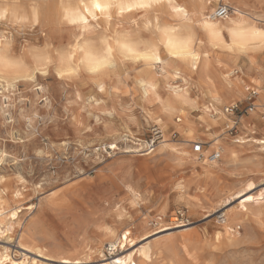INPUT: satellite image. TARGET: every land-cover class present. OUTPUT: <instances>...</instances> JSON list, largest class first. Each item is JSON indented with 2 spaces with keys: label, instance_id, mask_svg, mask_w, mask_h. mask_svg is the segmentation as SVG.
Masks as SVG:
<instances>
[{
  "label": "snow or ice",
  "instance_id": "obj_1",
  "mask_svg": "<svg viewBox=\"0 0 264 264\" xmlns=\"http://www.w3.org/2000/svg\"><path fill=\"white\" fill-rule=\"evenodd\" d=\"M53 12L54 22L46 25ZM66 34L70 37L67 42ZM54 95L60 102L57 112L41 114L40 109L53 107ZM249 97L257 104L247 123H259L257 143L264 149V0L258 5L251 0L0 3V138L8 140L11 128L12 139L33 152L39 158L37 162L54 156L57 147L49 142V147L44 148L33 140L41 122L55 126L53 139L64 141L60 145L62 154L71 143V138L64 136L69 120V132L83 141L106 144L112 153L131 152L132 148L118 141L147 125L145 130L157 126L156 131L163 136L160 151L171 154L177 168L192 161L210 164L201 154L208 147L201 143L204 133L216 146L215 154L227 149L235 161L238 153L231 151L232 146L224 140L227 128L233 127L228 113ZM25 127L28 132L23 133L24 138L17 139L16 130L23 132ZM177 137L182 138L187 150L172 146L171 140ZM150 150L154 151L151 146ZM261 158L264 160V151ZM11 163H17L14 156L0 153V165ZM15 172L9 168L0 171V208L13 203L12 197H21L20 185L27 186V180ZM261 176L264 177V164ZM127 184L124 208L133 211L146 203L148 196L142 186L137 190L134 181ZM175 187L181 206L194 202L185 196L183 184ZM35 189L39 191L40 185ZM226 199L239 205L241 215L258 218L264 225V181L259 185L244 181ZM109 207L115 208L121 220L127 215L120 212V204ZM11 219H17L15 211ZM125 228L132 225L100 230L115 240L124 239L119 246L127 252L115 264H167L166 260L156 259L162 250L154 246L141 247L134 238L131 244L135 247L128 246L133 236L147 242L165 229L153 225L141 230L139 223L132 232ZM90 229L91 223L82 220L81 230L92 234ZM41 235L52 234L41 229ZM8 238L7 231L0 233V241ZM182 252L186 257L182 264H201L192 248L184 247ZM0 264L25 261L5 252ZM61 264L95 262L85 251L83 259H62ZM101 264L113 262L106 259Z\"/></svg>",
  "mask_w": 264,
  "mask_h": 264
},
{
  "label": "rangeland",
  "instance_id": "obj_2",
  "mask_svg": "<svg viewBox=\"0 0 264 264\" xmlns=\"http://www.w3.org/2000/svg\"><path fill=\"white\" fill-rule=\"evenodd\" d=\"M2 2L4 0H0ZM50 16L55 17V13ZM52 101L53 107L40 109L41 114L57 112L60 102L56 95ZM239 104L238 110L228 113L233 127L227 128L224 136L233 151L238 153L239 159L231 160L229 153L223 150L221 157L216 159L217 163L210 169L203 161H192L177 168L172 155L159 150V140L163 136L151 152L147 144L154 138L153 129L157 126L145 130V125V128L118 141V144L132 148L131 152L118 150L112 153L106 144L83 141L75 133L69 132V120L64 136L70 137L71 143L61 154L60 145L64 141L53 139L55 126L41 122L39 134L34 135L33 140L44 148L49 147V142L57 145L55 155L44 162H37L39 158L33 152L16 143L9 128L10 138L6 141L0 138V153L8 152L9 157L14 156L17 163L0 165V171L15 169L14 174L24 177L27 186L20 185L21 197H12L13 203L3 208L0 233L7 231L9 238L0 241V258L7 252L11 257L19 255L25 264L29 260L32 264H61L62 259L66 258L83 259L87 251L95 264H101L103 260H113L111 257L116 254L125 255L127 249L119 247L111 251L108 240H105V232L100 230H115L116 226L128 224L132 228H125V231L132 232L139 223L141 230L153 225L163 229L169 227L157 233V238L149 237L147 242L134 236L141 247L151 245L162 250V255L156 259L166 260L167 264H182L186 259L182 252L184 247L192 248L201 264H264V225L258 218L241 215L237 211L239 205L226 199L244 181L257 185L264 181L261 176V165L264 164L261 152L264 149L257 143L260 138L259 123L255 126L248 124L247 129L241 125L244 117L251 119L248 107L251 104L255 107L257 101L253 99L250 102L247 98ZM59 110L62 111V108ZM60 124L64 125L65 121H60ZM27 132L26 127L23 132L18 128L15 136L22 139L23 133ZM171 143L178 149L187 150L180 137L173 138ZM201 143L208 144L201 154L205 159H210L216 148L211 143V137L204 133ZM97 148L100 149L99 153ZM136 148L140 151L137 152ZM142 152L151 153L139 155ZM125 166L129 167L125 170ZM131 181L135 182L136 187L142 186L148 196L146 203L133 210L134 215L133 211L124 208L126 184ZM37 184L40 185L39 191L35 189ZM176 184L185 186V196L194 201L191 205L185 203L181 206ZM28 191L31 195H25ZM256 195H259L258 191ZM110 204H120V212L127 215L121 220L116 216L115 208L109 207ZM16 210L19 211V218L13 221L11 212ZM234 214L240 215V219L236 217L230 223L229 217L234 218ZM225 218L228 220L223 221ZM82 220L86 224L91 223L92 234L81 230ZM182 223L187 225L175 227ZM227 224L232 227L230 234L225 230ZM21 228H24L23 232ZM41 229L50 231L51 237L41 235ZM22 242H25L24 248L20 247ZM36 245H41V252L29 250ZM75 246L79 249L75 250Z\"/></svg>",
  "mask_w": 264,
  "mask_h": 264
},
{
  "label": "bare ground",
  "instance_id": "obj_3",
  "mask_svg": "<svg viewBox=\"0 0 264 264\" xmlns=\"http://www.w3.org/2000/svg\"><path fill=\"white\" fill-rule=\"evenodd\" d=\"M251 2L253 3V4H255V5H257V4H259L260 3V0H251ZM54 22V16H50V18L46 21V25L48 24V23H53ZM66 37H67V39L68 38H70V37H68L67 36V34H66ZM228 120H230V118H229V116H228ZM247 121H249V117H244L243 119H242V127L244 128V127H246V129L248 128V123H247ZM241 127V128H242ZM242 142H245V141H242ZM213 145V144H212ZM214 146V145H213ZM159 150H160V148H159ZM231 151H233V149L231 148ZM151 152H153V151H151ZM151 152H145V153H139V155H148V154H150ZM225 152H228L229 153V151L226 149L225 150ZM205 154H206V152H204ZM209 161H210V164L208 165V169H210L211 167H214V163H217L216 162V160H213L211 157H210V159H208ZM129 167V166H128ZM128 167H126V168H128ZM213 169V168H212ZM151 171V170H150ZM138 185H139V183H138ZM129 185L128 184H126V188L128 187ZM137 188V190L140 188L139 186H137L136 187ZM16 212V215H17V219L19 218V211H15ZM3 215H4V212H3V208H0V227H1V225H2V218H3ZM226 215V214H225ZM237 217V219H240V215H235L234 214V218L232 217H229V221H230V223L233 221V219H235ZM228 219L227 218H225L223 221H227ZM44 223V222H43ZM185 225H187L186 223H182V224H178V225H176L175 227H182V226H185ZM226 231L228 232V234H230V231L232 230V227H231V225H229V224H227L226 226ZM165 230H167V229H169V227L168 228H164ZM137 239L136 237H131L130 239H129V241H128V246H130V247H135L134 245H132L131 244V239ZM105 240H108V243H107V245L109 246L108 248H110L111 247V251L112 250H116V248H119L120 246V244H123L124 243V239H123V237H121L119 240H115V237H112V236H110V235H108L107 233H105ZM105 240H103L102 242H101V245H99V247H100V249L102 248V243L105 241ZM115 241V242H114ZM149 245H146V246H142V247H148ZM34 249L35 250H37L38 252H41V250H42V248H41V245H36L35 247H34ZM74 249V248H73ZM78 250L79 248L77 247V246H75V250ZM121 249H125V248H122L121 247ZM118 250V249H117ZM110 251V250H109ZM120 254V253H119ZM122 254H124L123 252H122ZM9 255V254H8ZM124 257V255H118V254H116L115 256H112L111 258L113 259V260H111L112 262H113V264H115V261L116 260H118V259H122ZM1 258H3V255L1 256ZM67 259V258H66ZM110 260V259H109Z\"/></svg>",
  "mask_w": 264,
  "mask_h": 264
},
{
  "label": "built area",
  "instance_id": "obj_4",
  "mask_svg": "<svg viewBox=\"0 0 264 264\" xmlns=\"http://www.w3.org/2000/svg\"><path fill=\"white\" fill-rule=\"evenodd\" d=\"M248 101H253V99L252 98H248ZM252 105L253 104H251V106L250 107H248V109H252L253 107H252ZM240 108V104H237V105H235L231 110H230V112H234V111H236V110H238ZM161 134L160 133H158L157 131H156V127L153 129V139H151L150 141H149V143L147 144V147L149 148V150H150V146H151V148H153V149H155V147H156V143H157V141L161 138ZM150 151H152V150H150ZM201 152H202V150H201ZM221 157V152L217 155V154H215V151L212 153V155H211V158L213 159V160H216V159H219Z\"/></svg>",
  "mask_w": 264,
  "mask_h": 264
},
{
  "label": "crops",
  "instance_id": "obj_5",
  "mask_svg": "<svg viewBox=\"0 0 264 264\" xmlns=\"http://www.w3.org/2000/svg\"><path fill=\"white\" fill-rule=\"evenodd\" d=\"M258 5V4H257Z\"/></svg>",
  "mask_w": 264,
  "mask_h": 264
}]
</instances>
